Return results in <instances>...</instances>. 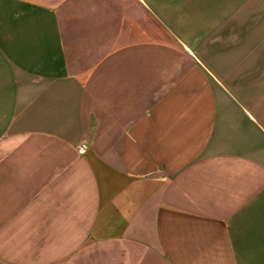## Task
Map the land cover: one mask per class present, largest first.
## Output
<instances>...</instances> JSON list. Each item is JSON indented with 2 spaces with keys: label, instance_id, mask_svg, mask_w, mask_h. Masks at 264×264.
I'll return each instance as SVG.
<instances>
[{
  "label": "crops",
  "instance_id": "obj_1",
  "mask_svg": "<svg viewBox=\"0 0 264 264\" xmlns=\"http://www.w3.org/2000/svg\"><path fill=\"white\" fill-rule=\"evenodd\" d=\"M0 264H264V0H0Z\"/></svg>",
  "mask_w": 264,
  "mask_h": 264
},
{
  "label": "built area",
  "instance_id": "obj_2",
  "mask_svg": "<svg viewBox=\"0 0 264 264\" xmlns=\"http://www.w3.org/2000/svg\"><path fill=\"white\" fill-rule=\"evenodd\" d=\"M82 150H84V149L82 148Z\"/></svg>",
  "mask_w": 264,
  "mask_h": 264
}]
</instances>
